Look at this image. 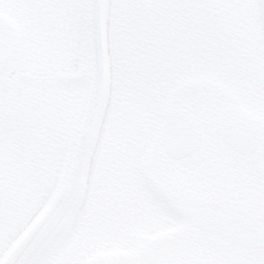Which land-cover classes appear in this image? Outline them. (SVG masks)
Here are the masks:
<instances>
[{
	"label": "rangeland",
	"instance_id": "374dc122",
	"mask_svg": "<svg viewBox=\"0 0 264 264\" xmlns=\"http://www.w3.org/2000/svg\"><path fill=\"white\" fill-rule=\"evenodd\" d=\"M79 2L80 0H64V3H62L60 6L61 9H59L60 15L58 18L61 19V21L59 23L49 21L48 24H56L53 27H56L61 31L60 36L58 37L63 41V48H65V52L61 62L62 67H60V71L62 74L68 75L72 73L77 74L76 72L78 69H80V74L84 78L86 88V82L88 81L89 77V73L87 71V66L89 65V53L87 36H85L83 47H81L80 40L77 36V29L79 28L77 25ZM242 3L246 8L249 17L253 20H256L257 12L253 0H242ZM5 17L10 19L6 15ZM6 24V26H10L13 29L15 40L14 54H18L19 51L20 54L16 55L15 59L12 61V64L7 67H3V61L0 62V84L4 83L5 81L2 76L4 68L9 77H11L15 71H19L20 67L25 68L26 63L30 64V70L35 71V76L39 77L43 75L44 71L46 75L49 72V68L47 67L49 64L47 62L46 66L42 68L38 63L36 64L33 59H26L24 57L25 50L22 52L19 49L22 48V46L25 48V36L21 29L22 26H20L16 20L14 23L9 22ZM33 28H35V26ZM5 29L0 31V52L3 50V48L6 50V47H9L11 44V37L5 31ZM111 46H113L114 50L116 51L118 58L121 59L123 57V47L118 31L116 33L114 32L113 34ZM81 48L84 54V59L81 61L80 65L78 62V57ZM32 51L36 52V47L33 48ZM252 55L259 56L261 58L260 63L264 65V43L262 41H259L251 48L243 50L239 58V63L241 66L249 63ZM144 61L146 63L148 62L147 59ZM82 62L84 63L83 67ZM117 63L118 66L116 67L115 74V102L112 97L108 113L105 117L103 131L106 133L104 137H118L116 139V157L120 159V162L114 160L113 158L111 159L112 161L119 163L117 170L115 169V174L121 175L122 177H124L125 174H130V176L125 179V182L128 185L129 192L137 196L141 193V172L136 171L134 174L133 171L135 169H140V171L146 169L148 163L150 162L148 146L150 145L151 141L149 138L152 140L154 135V127L156 129L158 122L157 119L148 116L152 115L153 111L158 108L159 111L161 110V108L155 102L159 91L158 88H163L164 83L158 85L159 77H153L151 70L147 68L146 73H148V77L142 81V83L133 84L128 81L132 70L127 69L121 64V61L119 60H117ZM227 66L225 69H227ZM230 66L235 67L233 64ZM258 66L261 65L258 64ZM252 70L255 71V69ZM196 71L197 70L193 71V80H203L205 78H210L208 77V74L202 73L204 70H201V72L198 74L195 73ZM256 74L259 78L261 77L260 73ZM177 80H179V78ZM26 81L28 80H21L19 83H24ZM170 81L173 80L170 79ZM28 83L30 87L38 85V83L33 81H28ZM57 84L60 88V92H65V94H62L61 97V100L65 99V102L63 107L59 108L58 110L59 114L56 115L55 124L58 123V116L62 115L64 117L62 126L66 127L68 122L66 117L67 114L71 112L72 108V111L74 110L75 112V116H79L83 101L82 96L87 95L88 93L83 92L82 95L83 84L82 82L80 83V81H76L74 79H71L70 81L59 80V82L57 81ZM216 84L218 85V83ZM199 86L202 87H200V90L196 88L197 91H195V96L200 95L205 97L207 101H205V108L203 111L198 104L200 100L198 98L193 100L194 104L197 106V108L199 107L198 109L201 111V115L199 117H201L205 112L211 113V111H215L217 109L230 116H233L236 113H241L240 109L233 106L226 94H224L222 97L223 93L221 92H211L208 89V85L202 82L199 84ZM232 86L234 89H236V87L238 88L237 95L239 94L244 97L246 103H248V99H246V97L249 94L251 95V99L256 103L255 109L260 111L261 117H258V120L262 121L264 119V92H259L258 84L254 85L253 91L249 92L246 90L247 95H242V93L245 91L244 89L248 87L245 82H241L236 79L235 82L233 81ZM73 87L75 88V91H78L77 93L74 92ZM232 95L230 93L231 97ZM17 96L18 94L15 92L12 96L7 97V91L3 88H0V212L2 211L1 198L4 192L10 188L9 176L11 170L13 169V159L15 158L18 151L17 140L20 134L19 127L21 126V122L18 118L17 109L14 106ZM10 98L14 103L12 101H7V99ZM241 104L245 106L243 101ZM111 108L112 110L110 111ZM137 142L140 143L137 144V146L134 145ZM63 147V144L59 147V152H62L61 155L65 154ZM39 152H41V148H39ZM57 152L58 150L56 153ZM56 159L57 154L55 161ZM63 162L64 158L61 159V164ZM112 165L113 164L111 163L105 164V166H103L104 170L110 173V168ZM164 177L166 180H172L176 184L188 189V194L194 197L200 198L202 196L207 198H215V194L218 192H223L227 198L233 202L245 203L254 201L257 202V204L264 203V153H262L260 157L256 158L254 161L239 162L221 146L211 145L197 160L189 162L185 165H178L168 169L165 172ZM51 190H53L52 182L49 180V182H46L44 186L45 196L39 204V211L37 213H39L50 200L52 196L50 194ZM160 211L162 214L163 210L161 209ZM35 218L36 217H33L32 221ZM161 218H163L161 221L163 222L164 226H172V219L169 220V214L164 212L163 215H161ZM27 224L28 222H26L24 225ZM137 225L138 226L134 225L137 233H141L142 230H148L149 232H153L155 230V228L151 225H145L143 227L141 224ZM23 232L24 230L21 228L16 231L15 236L18 238ZM0 239H3V241L6 243L10 241L9 237L4 236H1ZM116 240L120 242V239L113 238L114 242ZM56 246L53 244L41 258V260H45L48 257L44 264H70L68 260L72 259H91L90 264H97L99 260L104 258V254L99 252L102 250H97L94 247H83L77 245V243L69 242L61 251L59 247L58 249H55ZM105 246L108 247L110 244L106 241ZM3 247L4 246H0V254ZM126 253L129 252L124 251V254ZM109 255L110 253L107 256ZM229 263V259L226 256L221 257L220 253H216V250H210L209 248H206L205 244H196L194 246L184 245L180 247L176 252L171 254L166 259L164 264ZM247 263L248 260L243 262V264ZM74 264H84V261L74 262Z\"/></svg>",
	"mask_w": 264,
	"mask_h": 264
},
{
	"label": "water",
	"instance_id": "95a60500",
	"mask_svg": "<svg viewBox=\"0 0 264 264\" xmlns=\"http://www.w3.org/2000/svg\"><path fill=\"white\" fill-rule=\"evenodd\" d=\"M259 1L264 19V0ZM88 4L93 73L81 143L65 190L11 264H31L70 212L82 187L89 155L105 109L109 86L105 28L107 0H88ZM232 5L235 10H239L237 5ZM163 134L162 147L167 157L181 160L194 156L201 150V139L194 128L176 115L167 120ZM204 134L221 140L242 156L255 154L259 147V142L250 133L222 123L207 125ZM163 200L175 214L198 232L199 237L223 241L238 251L264 249V234L258 229V221L241 211L188 201L170 194H166ZM185 238L184 233L159 238L144 249L137 259L148 264H157L165 249H172Z\"/></svg>",
	"mask_w": 264,
	"mask_h": 264
},
{
	"label": "flooded vegetation",
	"instance_id": "af4514ba",
	"mask_svg": "<svg viewBox=\"0 0 264 264\" xmlns=\"http://www.w3.org/2000/svg\"><path fill=\"white\" fill-rule=\"evenodd\" d=\"M190 35H189V31H188V29H187V27H186V43H188L189 44V42H190Z\"/></svg>",
	"mask_w": 264,
	"mask_h": 264
}]
</instances>
